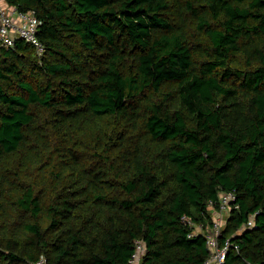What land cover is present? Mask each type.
<instances>
[{"label": "trees", "instance_id": "trees-1", "mask_svg": "<svg viewBox=\"0 0 264 264\" xmlns=\"http://www.w3.org/2000/svg\"><path fill=\"white\" fill-rule=\"evenodd\" d=\"M7 1L45 53L0 45V264H205L223 192L264 264V0Z\"/></svg>", "mask_w": 264, "mask_h": 264}, {"label": "built area", "instance_id": "built-area-1", "mask_svg": "<svg viewBox=\"0 0 264 264\" xmlns=\"http://www.w3.org/2000/svg\"><path fill=\"white\" fill-rule=\"evenodd\" d=\"M40 26L41 20L34 10L19 11L7 0H0V45L2 47L13 48L17 40H22L31 45L39 57L44 55L45 47L38 37ZM235 199L236 196L233 192L221 193L217 213L230 212ZM210 208L213 209L214 206L210 204ZM194 228V234L202 233L205 235L207 246L211 251V256L205 264H223L229 249L239 250V246L230 240L224 241L223 244L219 243L223 229H221V223L214 218L211 225L206 227L195 225ZM145 251L144 243L137 241L135 252L130 261L131 264H141ZM35 264H47V260L42 256Z\"/></svg>", "mask_w": 264, "mask_h": 264}, {"label": "rangeland", "instance_id": "rangeland-1", "mask_svg": "<svg viewBox=\"0 0 264 264\" xmlns=\"http://www.w3.org/2000/svg\"><path fill=\"white\" fill-rule=\"evenodd\" d=\"M169 18L171 20V23L174 24L176 27L183 28L184 30L188 32H195V27L193 22L191 21L190 17H186V21L183 20V15L179 13V8L177 5H174V7L171 8ZM210 215L212 216V219H216L221 223V229H224L226 227L227 221L230 216V212L224 213V214H218L217 211L213 208H209ZM251 222V226H252Z\"/></svg>", "mask_w": 264, "mask_h": 264}]
</instances>
